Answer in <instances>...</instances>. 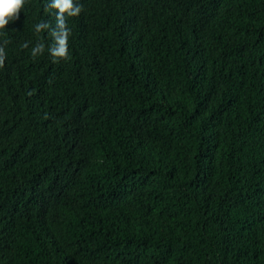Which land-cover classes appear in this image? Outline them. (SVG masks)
<instances>
[{"label":"trees","instance_id":"obj_1","mask_svg":"<svg viewBox=\"0 0 264 264\" xmlns=\"http://www.w3.org/2000/svg\"><path fill=\"white\" fill-rule=\"evenodd\" d=\"M49 3L0 30V264H264V0H74L58 62Z\"/></svg>","mask_w":264,"mask_h":264},{"label":"clouds","instance_id":"obj_2","mask_svg":"<svg viewBox=\"0 0 264 264\" xmlns=\"http://www.w3.org/2000/svg\"><path fill=\"white\" fill-rule=\"evenodd\" d=\"M25 5V0H0V30L5 29L10 22H14L20 18V12ZM49 8L57 10L56 25L51 27L48 23H37L35 30L40 32L44 29H50L49 35L53 38V43L49 46V54L53 57L54 62H58L59 58H67L68 56V36L70 30L65 21V14L68 16H77L82 11V6L75 4L74 0H50ZM23 47H27L25 43ZM44 44L39 43L31 50L33 57L42 54ZM6 53L3 46H0V68L4 66Z\"/></svg>","mask_w":264,"mask_h":264}]
</instances>
